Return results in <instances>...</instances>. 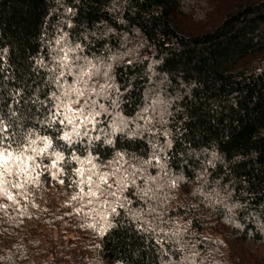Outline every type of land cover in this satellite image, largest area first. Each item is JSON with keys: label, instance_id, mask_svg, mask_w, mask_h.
Returning a JSON list of instances; mask_svg holds the SVG:
<instances>
[{"label": "trees", "instance_id": "1", "mask_svg": "<svg viewBox=\"0 0 264 264\" xmlns=\"http://www.w3.org/2000/svg\"><path fill=\"white\" fill-rule=\"evenodd\" d=\"M106 25L115 32L102 36ZM63 32L89 58L118 55L130 46L129 57L114 66L121 93L117 111L134 118L154 99L167 104L171 168L177 173L183 169L191 180L216 151L224 163L218 160L215 168H207L209 180L220 179L221 187L233 192L230 202L244 205L235 219L245 227L231 226L219 207L210 208L211 215L228 225L234 241L264 245V0H0V119L6 143L20 125L51 131L45 118L53 110L48 97L56 88L48 69L55 39ZM150 138V133L136 139L118 134L116 149L146 156ZM114 150L102 144L95 149L104 159ZM193 151L199 156L188 155ZM235 156L245 159L237 163ZM43 180L49 187L50 177ZM68 183L66 179L61 187L65 190ZM202 204L187 213L197 232L204 225ZM32 218L26 213L3 219L0 264H86L87 242L78 246L62 236L39 239ZM119 224L101 238L105 264L117 259L156 264L159 246L142 225L130 218ZM80 232L90 243L91 234ZM201 241L199 237L197 246L207 253Z\"/></svg>", "mask_w": 264, "mask_h": 264}, {"label": "clouds", "instance_id": "2", "mask_svg": "<svg viewBox=\"0 0 264 264\" xmlns=\"http://www.w3.org/2000/svg\"><path fill=\"white\" fill-rule=\"evenodd\" d=\"M118 22L124 23L123 20ZM68 27L72 24L68 23ZM114 32L115 29L106 25V31L100 35ZM55 45L50 53L53 66L48 71L52 73L51 81L56 90L48 97L53 110L45 118L51 131L42 133L31 126L20 125L16 135L9 137L6 143L5 121L0 119V196L14 203H18L16 197L31 202L37 196L42 199L48 191L47 182L43 180L46 172H51L54 178L63 177L59 180L61 185H65L67 179L66 189L58 194L67 198L65 205L71 207L91 234V242L86 245L89 252L86 264H105L100 256L103 252L101 238L119 227L121 219L129 218L142 225V232L159 246L156 264H217L209 253L198 248L193 221L180 214L176 201L183 196L187 198L186 208L191 205L199 209L202 202H206L205 208L219 207L231 218V226L243 230L245 225L235 216L236 210L244 205L230 202L233 192L227 185L221 187L220 179L209 180L207 168H215L218 160L221 164L224 161L212 151L211 159L202 162L201 169L195 171L191 180L183 169L174 172L167 155L174 146L172 133L166 127L167 117L171 115L167 104L154 99L150 107L143 108L134 118L117 111L121 93L114 66L125 57L112 54L89 58L83 55L80 43L69 42L67 32L56 37ZM3 51L7 53L8 49ZM37 63L42 64V59ZM162 104L163 109L158 110ZM150 111L156 116L149 117ZM141 119L143 124L137 122ZM57 124L62 127L56 128ZM156 125L163 127V131ZM144 133L151 136L146 141V156L116 149L118 134L136 139ZM98 144L115 150L104 159L95 151ZM188 155L198 157L199 153L193 151ZM233 159L240 163L245 158L235 156ZM185 186L187 191H184ZM10 190H15V195ZM4 206L0 201V209ZM172 208H175V216L171 215ZM3 259L0 256V261ZM113 264H124V261L117 259Z\"/></svg>", "mask_w": 264, "mask_h": 264}, {"label": "rangeland", "instance_id": "3", "mask_svg": "<svg viewBox=\"0 0 264 264\" xmlns=\"http://www.w3.org/2000/svg\"><path fill=\"white\" fill-rule=\"evenodd\" d=\"M128 53H131L129 45L125 46V50L118 55L124 56L126 59L129 57ZM46 175L50 177L51 183L49 187L46 185L48 191L43 194L42 199L37 196L33 201L29 202L22 197H16L18 203H14L0 196V201L5 205L3 209H0V224H4L3 219L5 217H22L27 213L34 216L30 221L32 225L37 227L38 233L41 234L39 239H42L43 235H46L48 238L52 237L54 240L62 236L65 240H71L77 243L78 246H84L89 243V241L85 240L80 230L81 228H85L79 221L78 216L72 213L71 207L65 205L67 198L58 194L64 191L61 184L58 183L59 177L54 178L51 172H46L45 176ZM29 187L31 188L32 186ZM10 191H13L15 195V190ZM68 191L70 192L71 189L69 188ZM184 191H187V186H185ZM186 199V197L182 196L180 200L176 201V205L180 208V214L188 219L187 213L189 211L193 212V210L197 208L191 205L186 208ZM203 203L204 205L202 203L200 204L203 206L202 211H205V216L203 218L204 225L200 227L203 230L197 232L198 235L196 236V240L198 241L200 237L205 241V245L208 246L209 250L207 253L210 254L211 259L216 261L217 264H227L229 262H238L240 264H264V245L241 244L234 241L228 234V225L223 221L216 220L211 215V209L205 208L206 202ZM33 205H38V207ZM171 215H176L175 208L171 209ZM193 229L196 231L198 230L197 226L194 225ZM203 241L201 242L203 243ZM212 241H215V243Z\"/></svg>", "mask_w": 264, "mask_h": 264}]
</instances>
